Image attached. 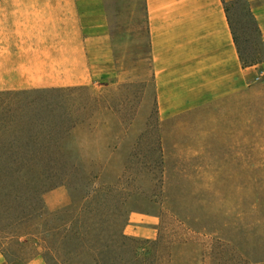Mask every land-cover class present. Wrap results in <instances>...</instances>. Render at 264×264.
Here are the masks:
<instances>
[{
  "label": "rangeland",
  "instance_id": "374dc122",
  "mask_svg": "<svg viewBox=\"0 0 264 264\" xmlns=\"http://www.w3.org/2000/svg\"><path fill=\"white\" fill-rule=\"evenodd\" d=\"M110 2L118 6L116 76L85 88L0 94L1 119L49 115L42 123L26 117L23 127L60 145L18 149L21 165H0V251L15 264L34 257L43 264H264V45L247 4L228 8L242 57L258 60L247 67L246 87L162 117L148 63L137 59L146 48L142 0ZM59 190L67 203L51 208L46 196ZM96 200L104 203L99 211L82 213ZM145 226L153 238L129 235Z\"/></svg>",
  "mask_w": 264,
  "mask_h": 264
},
{
  "label": "crops",
  "instance_id": "0c3cea01",
  "mask_svg": "<svg viewBox=\"0 0 264 264\" xmlns=\"http://www.w3.org/2000/svg\"><path fill=\"white\" fill-rule=\"evenodd\" d=\"M234 1L142 0L146 48L137 59L148 63L160 116L223 101L246 87L251 68L240 63L224 9ZM244 1L264 45V0ZM117 11L110 0H0V94L85 88L116 76ZM126 37L132 43L129 31ZM67 200L63 190L46 196L51 208ZM129 235L154 237L148 226L132 227ZM0 264L15 263L0 251ZM24 264L43 262L34 257Z\"/></svg>",
  "mask_w": 264,
  "mask_h": 264
},
{
  "label": "trees",
  "instance_id": "16d2710c",
  "mask_svg": "<svg viewBox=\"0 0 264 264\" xmlns=\"http://www.w3.org/2000/svg\"><path fill=\"white\" fill-rule=\"evenodd\" d=\"M239 1L241 0H235L234 2L226 5L224 7L226 14H228V8L229 6H233L235 4H237ZM244 1V0H243ZM248 11V16L253 24L254 27V31L256 32V34L259 36V32L257 30V27L255 25V22L249 12V9H247ZM229 19V16H228ZM231 27V31H232V36L234 39V43L236 45L238 54H239V59H240V63L243 67H250V66H254L255 64H258V60H251V61H246L244 60V58L242 57L241 53H240V49L238 46V41H237V37L234 33V30L230 24ZM260 63V62H259ZM27 117V119L29 118L30 122L33 123H42V121H47V119H49L51 116L47 115V116H39V115H32L31 117L25 116L24 114H19L18 118L13 117L11 115H7L4 116L1 120H0V124L3 123L4 125H2L3 127L0 130V165L2 166H17V165H21L20 162L15 158L17 152L16 150L21 149L23 153L26 152L25 149H29L32 148V154L34 153H39V152H33L34 150H39V149H44V146H46L45 148H48L49 146L55 148V149H60V145H58V137H49V136H42L39 131L35 128L33 129L32 127H23L25 124L29 123L28 121H23L25 120V118ZM53 118V117H52ZM22 121H21V120ZM51 119V118H50ZM20 120V124H21V128L18 130H16L15 128L12 127L13 122ZM62 123V121H61ZM68 125L66 131L68 132L70 129H72L74 127V123H72V121H70L69 119L66 121ZM26 154V153H25ZM24 155V154H23ZM8 156V157H7ZM6 158V159H5ZM88 193L85 195V197H83L82 201L87 200L88 198ZM103 204L100 200H96L95 202H90L89 204H86L84 206V210L82 211V213H86L89 214L93 211H99L102 207ZM126 225V220H123V222H121V224L119 226H117L119 228V241L120 244L122 245L123 240H125L123 234H122V228ZM82 226L84 227L85 224L82 223V225L80 226V229H82Z\"/></svg>",
  "mask_w": 264,
  "mask_h": 264
}]
</instances>
